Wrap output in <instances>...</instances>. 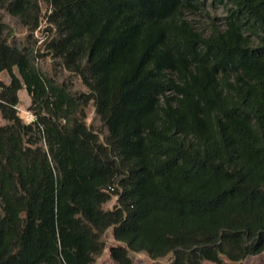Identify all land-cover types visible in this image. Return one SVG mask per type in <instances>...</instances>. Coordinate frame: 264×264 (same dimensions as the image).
Segmentation results:
<instances>
[{
    "label": "trees",
    "instance_id": "obj_1",
    "mask_svg": "<svg viewBox=\"0 0 264 264\" xmlns=\"http://www.w3.org/2000/svg\"><path fill=\"white\" fill-rule=\"evenodd\" d=\"M212 1L203 28L206 0H0L87 88L46 76L0 19V264H92L110 227L117 264L264 252V0Z\"/></svg>",
    "mask_w": 264,
    "mask_h": 264
},
{
    "label": "rangeland",
    "instance_id": "obj_2",
    "mask_svg": "<svg viewBox=\"0 0 264 264\" xmlns=\"http://www.w3.org/2000/svg\"><path fill=\"white\" fill-rule=\"evenodd\" d=\"M47 8L45 3H41V9L44 11ZM205 9L198 11L190 17L199 25L200 27L207 28L212 21L220 18L224 15V8L218 5L216 1L206 0ZM0 19L7 24L8 28L5 29L3 36L7 39V42L11 45L17 47H27L31 49L35 56V63L41 69V71L48 77H52L59 83H66L70 90L74 93H80L82 91H87V88L81 83L80 78L73 72L66 70L60 63L58 58H54L52 55L48 54L44 48V32L42 28L36 31H30L26 26H23L19 20L11 16L5 9L0 8ZM43 27V25H42ZM54 34V30L49 33ZM9 79L6 72H0V81L7 82ZM19 103L17 104V111L19 116L25 121L26 113L29 110L30 98L24 88L20 89L18 92ZM85 118L84 121L86 125L93 130H95L99 136L100 141H105L107 136V128L100 120L99 115L95 110V105L93 100H90L87 106L84 107ZM6 121L2 118L0 114V125L4 124ZM115 204V197H112L109 201L105 202L102 207L104 209H110ZM100 240L103 243L102 251L95 255L92 264H117L114 263L109 257V247L111 245L117 244L112 235V228H108L100 236ZM130 257L133 260V264H169L173 254L167 253L164 256L152 258L145 251L130 252ZM245 264H264V252L256 255H251L242 260Z\"/></svg>",
    "mask_w": 264,
    "mask_h": 264
},
{
    "label": "built area",
    "instance_id": "obj_3",
    "mask_svg": "<svg viewBox=\"0 0 264 264\" xmlns=\"http://www.w3.org/2000/svg\"><path fill=\"white\" fill-rule=\"evenodd\" d=\"M24 113H26V117L24 119L26 123L32 122L35 119V115L31 111L27 110Z\"/></svg>",
    "mask_w": 264,
    "mask_h": 264
}]
</instances>
